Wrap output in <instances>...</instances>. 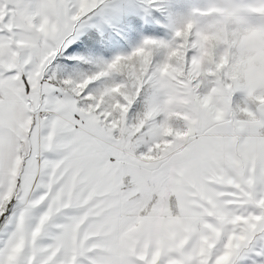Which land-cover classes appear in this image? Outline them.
<instances>
[{
	"label": "snow or ice",
	"instance_id": "6c2138e0",
	"mask_svg": "<svg viewBox=\"0 0 264 264\" xmlns=\"http://www.w3.org/2000/svg\"><path fill=\"white\" fill-rule=\"evenodd\" d=\"M0 264H264V0H0Z\"/></svg>",
	"mask_w": 264,
	"mask_h": 264
}]
</instances>
